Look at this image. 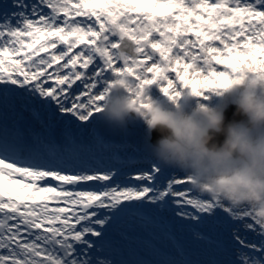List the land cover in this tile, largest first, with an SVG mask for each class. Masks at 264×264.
<instances>
[{
  "label": "snow or ice",
  "instance_id": "snow-or-ice-1",
  "mask_svg": "<svg viewBox=\"0 0 264 264\" xmlns=\"http://www.w3.org/2000/svg\"><path fill=\"white\" fill-rule=\"evenodd\" d=\"M246 73L264 74V0L0 6V264H114L106 248L123 218L151 237L162 264H264V221L251 208L191 195L186 173L152 158L155 137L144 120L118 128L100 115L124 79L143 109L144 91L168 102L191 93L208 103ZM9 110L20 119L30 113L49 132L58 122L75 125L108 158L86 159L74 139L62 146L34 135L29 142L8 127ZM129 125L145 126L142 145L110 142L101 132L126 136ZM186 236L206 260L194 256Z\"/></svg>",
  "mask_w": 264,
  "mask_h": 264
},
{
  "label": "clouds",
  "instance_id": "clouds-1",
  "mask_svg": "<svg viewBox=\"0 0 264 264\" xmlns=\"http://www.w3.org/2000/svg\"><path fill=\"white\" fill-rule=\"evenodd\" d=\"M132 87L126 79L116 83L101 118L118 128L144 120L155 137L149 151L162 167L181 170L195 191L234 208L249 207L264 221V74L233 78L216 96L222 106L200 102L191 93L168 102L144 91V108L138 109Z\"/></svg>",
  "mask_w": 264,
  "mask_h": 264
},
{
  "label": "rangeland",
  "instance_id": "rangeland-1",
  "mask_svg": "<svg viewBox=\"0 0 264 264\" xmlns=\"http://www.w3.org/2000/svg\"><path fill=\"white\" fill-rule=\"evenodd\" d=\"M10 0H0V6H2L4 3H9ZM220 68H222L223 66H219ZM91 71V68L89 69V72ZM78 86L77 85H74L73 86V89L75 90H78L80 87H82L80 85V82L78 81ZM212 102L215 103L217 106H222L224 104V101L216 96L213 97L212 99ZM19 118V115L16 114L14 115V119H13V122L16 123L17 122V119ZM56 125H58V127L60 128V131L59 134H61V137L64 138L65 140V143L68 144L70 142V139H72L73 137L77 138L76 141H77V146L80 147L82 150H83V155H87L88 159H90L92 153H90V150L88 151L87 150V147L90 146L89 148L93 147L92 144L90 143V139L88 137L87 134H84L83 135V138H81L79 136V131L78 129L75 127V125H71V126H68L66 127L62 122H58ZM27 127L29 129H35L37 131V135H39V132H43L44 130V127L42 126H39L38 123L32 119V121L27 124ZM144 127L145 126H141L139 128H134L132 127L131 125H129V135H127V137L122 133L120 135H115L119 141V144H124V143H127L130 145H141V142H142V137H143V133H144ZM127 151H131L132 148L129 147L126 149ZM163 179H167V176L164 177ZM179 190H184V188L188 187L187 185H177L176 186ZM191 195H201L199 192L197 191H193L191 193ZM202 198H207V195L204 194L202 196ZM247 222H252L250 219L247 221ZM217 231H222V229L220 228H217ZM122 232H125V233H128V234H125V237L127 235L130 236V239L133 237H136L138 239V236H147L148 234L140 231L139 229H136L132 226L131 224V221H129L125 227H123L121 229L120 232H116V235L120 237L121 233ZM244 233L242 232V235ZM247 239L248 240H251V241H255L256 238H257V234L256 233H251V232H248L247 234ZM186 239H188L190 241V244H191V247L196 251V256H197V259L198 260H206L207 259V255L203 252L202 248L198 245H196L195 243H193L191 241V238L190 237H187L186 236ZM131 241V240H130ZM131 243H133V241H131ZM109 258V256H108Z\"/></svg>",
  "mask_w": 264,
  "mask_h": 264
},
{
  "label": "water",
  "instance_id": "water-1",
  "mask_svg": "<svg viewBox=\"0 0 264 264\" xmlns=\"http://www.w3.org/2000/svg\"><path fill=\"white\" fill-rule=\"evenodd\" d=\"M234 111H235V106L234 105L229 107V109L227 110V116H228L229 119H231L232 114H233Z\"/></svg>",
  "mask_w": 264,
  "mask_h": 264
},
{
  "label": "bare ground",
  "instance_id": "bare-ground-1",
  "mask_svg": "<svg viewBox=\"0 0 264 264\" xmlns=\"http://www.w3.org/2000/svg\"><path fill=\"white\" fill-rule=\"evenodd\" d=\"M5 121H3V123H4ZM29 142H30V139H27ZM120 264H122V263H120Z\"/></svg>",
  "mask_w": 264,
  "mask_h": 264
}]
</instances>
